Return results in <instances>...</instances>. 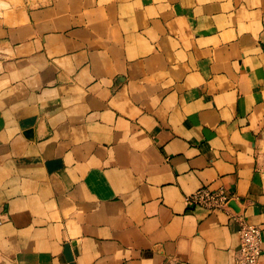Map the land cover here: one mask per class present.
<instances>
[{"label": "crops", "instance_id": "1", "mask_svg": "<svg viewBox=\"0 0 264 264\" xmlns=\"http://www.w3.org/2000/svg\"><path fill=\"white\" fill-rule=\"evenodd\" d=\"M19 1L0 264H237L234 216L264 264V0ZM202 188L235 208H188Z\"/></svg>", "mask_w": 264, "mask_h": 264}, {"label": "built area", "instance_id": "2", "mask_svg": "<svg viewBox=\"0 0 264 264\" xmlns=\"http://www.w3.org/2000/svg\"><path fill=\"white\" fill-rule=\"evenodd\" d=\"M230 196L221 188L211 190L202 188L185 196L188 208L204 207L210 211L225 210ZM239 223L240 248L237 264H262V230L241 216H234ZM1 223V222H0Z\"/></svg>", "mask_w": 264, "mask_h": 264}, {"label": "rangeland", "instance_id": "3", "mask_svg": "<svg viewBox=\"0 0 264 264\" xmlns=\"http://www.w3.org/2000/svg\"><path fill=\"white\" fill-rule=\"evenodd\" d=\"M19 5V0H0V16L5 18L7 11L10 13L12 10L19 8Z\"/></svg>", "mask_w": 264, "mask_h": 264}, {"label": "water", "instance_id": "4", "mask_svg": "<svg viewBox=\"0 0 264 264\" xmlns=\"http://www.w3.org/2000/svg\"><path fill=\"white\" fill-rule=\"evenodd\" d=\"M228 208H235V202L234 201H230L227 205Z\"/></svg>", "mask_w": 264, "mask_h": 264}]
</instances>
